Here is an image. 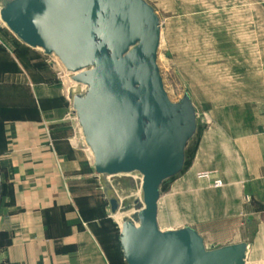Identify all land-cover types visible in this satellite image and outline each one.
I'll return each mask as SVG.
<instances>
[{"label":"water","instance_id":"1","mask_svg":"<svg viewBox=\"0 0 264 264\" xmlns=\"http://www.w3.org/2000/svg\"><path fill=\"white\" fill-rule=\"evenodd\" d=\"M0 19L23 43L54 54L85 86L72 109L98 175L138 172L142 200L123 219L126 264H245L247 244L207 249L192 228L157 225L162 183L183 168L196 130L188 94L172 102L157 65L160 25L145 0H0ZM111 213L119 209L108 200Z\"/></svg>","mask_w":264,"mask_h":264},{"label":"crops","instance_id":"2","mask_svg":"<svg viewBox=\"0 0 264 264\" xmlns=\"http://www.w3.org/2000/svg\"><path fill=\"white\" fill-rule=\"evenodd\" d=\"M41 50L0 21V264H126L121 248L117 255L101 242L103 221L112 217L97 191L93 155ZM196 151L187 176L220 187L214 184L221 180L220 167L202 162L206 143L201 140ZM241 151L245 170L222 175L224 189L210 195L232 204L230 215H208L193 229L203 238L223 230L235 239L225 245L247 244L245 264H264V221L257 222L250 242L240 236L243 221L259 218L245 211L246 184L264 204V147ZM202 171L210 172L208 178L198 177ZM158 212L159 200L157 220Z\"/></svg>","mask_w":264,"mask_h":264},{"label":"rangeland","instance_id":"3","mask_svg":"<svg viewBox=\"0 0 264 264\" xmlns=\"http://www.w3.org/2000/svg\"><path fill=\"white\" fill-rule=\"evenodd\" d=\"M145 1L159 19L157 65L163 87L172 102L188 94L196 115V130L186 145L183 168L160 187L157 225L163 231L199 228L208 215H230L233 205L214 202L216 197L210 195L224 189L222 175L245 170L240 160L246 164L247 156L241 149L264 147V135H260L264 133V0ZM44 57L71 102L72 95L84 90L83 85L72 80L73 74L54 54ZM201 140L207 147L203 165L220 167L221 180L214 182L218 188L187 176ZM209 174L202 171L198 177L206 179ZM96 179L98 194L107 206L105 215L112 217L106 218L107 224L103 221L101 242L115 253L123 219L132 218L143 206L142 176L131 172L97 175ZM243 194L245 211L259 215L250 218V223L243 221L240 236L250 242L255 225L264 221V204L252 197L248 184ZM109 198L119 200L115 213L121 219H114ZM211 232L212 237L204 238L197 232L207 249L235 241L231 234L224 236L223 230Z\"/></svg>","mask_w":264,"mask_h":264},{"label":"bare ground","instance_id":"4","mask_svg":"<svg viewBox=\"0 0 264 264\" xmlns=\"http://www.w3.org/2000/svg\"><path fill=\"white\" fill-rule=\"evenodd\" d=\"M83 87H84V90H85V86L83 85ZM75 89V88H74ZM77 89V88H76ZM84 90L82 91V92H84ZM81 92V93H82ZM119 201V200H118ZM116 215H114V219H116V220H119V219H121L120 217H121V215H119L118 213H115ZM127 215V214H126ZM115 220V221H116ZM117 222V221H116Z\"/></svg>","mask_w":264,"mask_h":264},{"label":"trees","instance_id":"5","mask_svg":"<svg viewBox=\"0 0 264 264\" xmlns=\"http://www.w3.org/2000/svg\"><path fill=\"white\" fill-rule=\"evenodd\" d=\"M117 248H118V249L115 251L116 254L118 253V250L120 249V243L118 244ZM117 255H118V254H117Z\"/></svg>","mask_w":264,"mask_h":264},{"label":"built area","instance_id":"6","mask_svg":"<svg viewBox=\"0 0 264 264\" xmlns=\"http://www.w3.org/2000/svg\"><path fill=\"white\" fill-rule=\"evenodd\" d=\"M0 21H1V19H0Z\"/></svg>","mask_w":264,"mask_h":264}]
</instances>
